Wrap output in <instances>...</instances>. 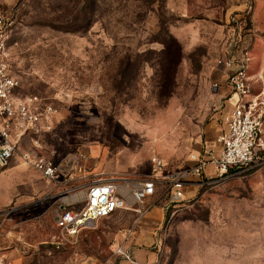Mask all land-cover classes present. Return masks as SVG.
<instances>
[{
  "label": "rangeland",
  "instance_id": "374dc122",
  "mask_svg": "<svg viewBox=\"0 0 264 264\" xmlns=\"http://www.w3.org/2000/svg\"><path fill=\"white\" fill-rule=\"evenodd\" d=\"M81 6L0 0L12 22L4 61L22 93L57 108L44 153L81 186L151 176L152 156L171 171L217 154L230 109L219 60L251 63L264 0H96L78 13ZM204 171L216 174L211 164ZM38 196L1 208L6 264H120L119 247L148 249L153 264H264V164L188 184L169 210L158 192L138 206L149 207L144 214L120 209L72 238L54 224L56 198Z\"/></svg>",
  "mask_w": 264,
  "mask_h": 264
},
{
  "label": "built area",
  "instance_id": "2783aa9c",
  "mask_svg": "<svg viewBox=\"0 0 264 264\" xmlns=\"http://www.w3.org/2000/svg\"><path fill=\"white\" fill-rule=\"evenodd\" d=\"M11 20L0 10V167L18 156L36 170L52 186L49 196L56 198L53 220L65 238L77 236L83 229L93 228L98 220L117 210H132L139 215L149 207H138L148 197L165 193L169 210L183 197L188 184H203L222 178L228 171H247L264 164V84L255 89L248 73L249 60L224 58L219 65L225 73L229 89L230 109L217 136L219 151L207 160L195 158L190 167L166 171L163 160L151 157L154 174L144 178L112 177L93 179L81 186L73 182L79 177L72 168L63 169L52 150L45 154L43 135L53 130L57 108L48 100L32 93H22L20 82L4 61ZM246 54V53H245ZM207 164L215 176L204 171ZM4 212L0 208V215ZM118 254L130 255L123 248ZM0 264H6L0 248Z\"/></svg>",
  "mask_w": 264,
  "mask_h": 264
},
{
  "label": "crops",
  "instance_id": "0c3cea01",
  "mask_svg": "<svg viewBox=\"0 0 264 264\" xmlns=\"http://www.w3.org/2000/svg\"><path fill=\"white\" fill-rule=\"evenodd\" d=\"M257 28L260 27L258 21ZM252 61L249 63L248 73L252 77V85L255 89L260 86L257 77L262 76L264 84V37L256 38L253 43ZM52 190L51 184L43 180L40 174L33 168L27 166L18 156H14L10 162L0 167V208L6 207L11 202L30 203L38 196L45 197ZM138 241V240H137ZM130 259H123L120 264H153L155 260L152 251L145 248L132 247L125 250Z\"/></svg>",
  "mask_w": 264,
  "mask_h": 264
},
{
  "label": "trees",
  "instance_id": "16d2710c",
  "mask_svg": "<svg viewBox=\"0 0 264 264\" xmlns=\"http://www.w3.org/2000/svg\"><path fill=\"white\" fill-rule=\"evenodd\" d=\"M96 3V0H82V6L80 7V8H78V13H82V12H84L85 10H87V8L91 5V4H95ZM75 18H77V17H75ZM70 25H73L72 26V28H65V29H67V30H69V31H77V30H80V29H82L84 26H80L79 24H69L68 26H70ZM71 29V30H70ZM171 40L173 41V42H175L176 43V40L173 38H171Z\"/></svg>",
  "mask_w": 264,
  "mask_h": 264
}]
</instances>
